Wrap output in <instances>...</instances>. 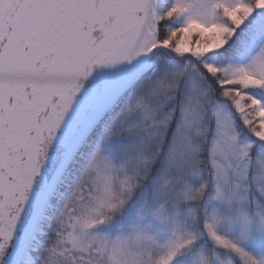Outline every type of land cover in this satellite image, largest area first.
Masks as SVG:
<instances>
[{
	"label": "snow or ice",
	"instance_id": "obj_1",
	"mask_svg": "<svg viewBox=\"0 0 264 264\" xmlns=\"http://www.w3.org/2000/svg\"><path fill=\"white\" fill-rule=\"evenodd\" d=\"M0 264H264V0H0Z\"/></svg>",
	"mask_w": 264,
	"mask_h": 264
}]
</instances>
